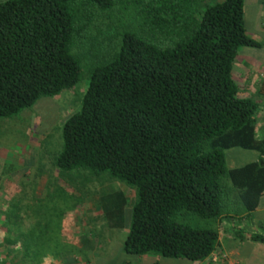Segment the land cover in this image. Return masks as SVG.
Listing matches in <instances>:
<instances>
[{
  "label": "trees",
  "instance_id": "trees-1",
  "mask_svg": "<svg viewBox=\"0 0 264 264\" xmlns=\"http://www.w3.org/2000/svg\"><path fill=\"white\" fill-rule=\"evenodd\" d=\"M209 1L0 2V117L74 87L84 67L88 85L62 125L54 164L136 188L135 201L102 189L94 207L119 228L130 205L127 255L203 261L220 246L223 218L253 212L264 194L258 104L239 96L232 73L238 49L259 44L246 33L243 0ZM93 40L98 49L83 47ZM234 148L259 157L229 168ZM181 212L212 227L179 222Z\"/></svg>",
  "mask_w": 264,
  "mask_h": 264
},
{
  "label": "rangeland",
  "instance_id": "rangeland-1",
  "mask_svg": "<svg viewBox=\"0 0 264 264\" xmlns=\"http://www.w3.org/2000/svg\"><path fill=\"white\" fill-rule=\"evenodd\" d=\"M3 1L6 0H0ZM212 1L207 5L214 3ZM93 42L91 45L87 43V48L86 44L83 47L98 49L99 43L95 40ZM93 44H97V47L92 46ZM242 48L238 49L240 53L234 61L232 71L237 85L241 79L240 72L237 75V71L243 57ZM244 48L251 49L252 56L256 58L252 47ZM84 75L82 66V77L74 87L64 89L52 98H40L32 107L24 109L18 115L0 117V259L5 258L7 262L0 264H19L25 249V260L29 258L31 261L21 264H42L41 258L45 256L43 259L46 260L51 252L55 254L68 251L69 246L62 238L68 241L67 238L74 234L77 227L85 229L88 218L92 219L88 220L92 224L90 238L100 240V243L104 240V243L109 244L103 248L109 254L104 253L102 261L105 264H119L122 260L121 243L128 232L130 205L125 209V223L119 228L110 227L101 213L84 214L83 209L90 210L98 205V193L102 189L121 190L131 201L135 199L136 188L132 189L108 178L107 173H103L98 179H89L87 172H80L81 176L78 173L80 169L62 172L54 164L62 145V125L71 114L80 109V101L88 85V79ZM235 150L241 149L227 151V162ZM247 154L250 155V151ZM84 177L87 179L84 180ZM97 208L101 211L100 207ZM81 217H84L82 223ZM176 219L194 227H212L209 226L210 221L183 212ZM84 232L82 230L81 234H85ZM261 233L264 234V231ZM23 242L29 246L25 247ZM10 244L18 245L19 251L9 252ZM74 251L81 255L79 250ZM179 260L181 259L167 262L176 264ZM50 262L49 260L48 264Z\"/></svg>",
  "mask_w": 264,
  "mask_h": 264
},
{
  "label": "crops",
  "instance_id": "crops-1",
  "mask_svg": "<svg viewBox=\"0 0 264 264\" xmlns=\"http://www.w3.org/2000/svg\"><path fill=\"white\" fill-rule=\"evenodd\" d=\"M243 20L247 35L257 41L259 46L252 47L256 58L252 56L251 49L243 47L241 50L243 57L240 62V69L237 71V75L240 72L241 76L240 83L238 84L239 96L250 98L258 104L255 132L258 138L264 139V0H243ZM239 51L238 53H240ZM241 150H235L236 152L230 155V161L227 162L229 168L238 167L249 161H255L259 157V154L255 151H250L249 155L247 154L249 150ZM236 194L234 191L230 192L229 198L231 197L233 202H236ZM91 212L92 214H100L97 208L86 210V214H91ZM91 227V223H87L84 227L85 229L77 227L74 231L75 234L67 238L68 241L62 238L66 245L69 246V250L64 253L53 254L51 252L50 256H46V260H44L45 256L43 257L44 259L41 258V263L48 264L50 260V264H105L102 261V256L104 253H109L108 250L103 248L109 244L104 243V240L103 243H100L98 239H96L98 241L91 239ZM218 228L220 246L208 258L200 262L181 259L176 264H264L263 242L253 241L249 238L243 240L234 235L235 230L241 228L246 233L256 232L264 236L261 233V231H264V194L260 199L258 207L253 212H240L237 215L230 213L223 218ZM82 230L87 233L81 234ZM79 234L80 236L82 235V238H87L86 244L83 243V239L80 236L78 237ZM23 243L25 247L26 245L29 246L28 243ZM122 244L123 242L121 243V247ZM17 246L10 244L9 252L13 250V252L19 251ZM25 250L23 255L21 254L19 264L24 261L25 263L31 261L29 258L25 260L27 254ZM74 250H79L78 253L81 255L76 254ZM121 252L123 255L121 254L122 260L119 261V264H169L167 261L177 260L162 258L152 254L142 256L127 255L123 252L122 248ZM123 258L126 260L123 261ZM0 260L1 263L6 262L5 258Z\"/></svg>",
  "mask_w": 264,
  "mask_h": 264
}]
</instances>
